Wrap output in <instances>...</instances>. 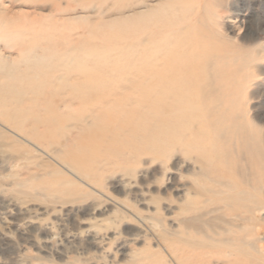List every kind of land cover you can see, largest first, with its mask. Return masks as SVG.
<instances>
[{
	"label": "rangeland",
	"instance_id": "obj_1",
	"mask_svg": "<svg viewBox=\"0 0 264 264\" xmlns=\"http://www.w3.org/2000/svg\"><path fill=\"white\" fill-rule=\"evenodd\" d=\"M0 264H264V0H0Z\"/></svg>",
	"mask_w": 264,
	"mask_h": 264
},
{
	"label": "bare ground",
	"instance_id": "obj_2",
	"mask_svg": "<svg viewBox=\"0 0 264 264\" xmlns=\"http://www.w3.org/2000/svg\"><path fill=\"white\" fill-rule=\"evenodd\" d=\"M182 57H184V56H182ZM166 72H167V70H166ZM164 81L159 79L158 80V85L162 86ZM148 86H150L149 88L153 89V85H148ZM184 87H186V83L183 80H180V79H177V78L171 79V80L168 79L167 88L164 89L163 92H159V91H157L158 90L157 89V90H155L157 96H155L154 98H153V96H151L152 93H155V92H152L150 94V96L149 95L147 96V98L149 99L148 103H150V105H149L150 109L152 111H154V113L156 115L159 114L160 112H162V110L165 109V108L166 109L167 108L170 109V111L168 109L166 110V113L168 114V119L170 121H168V123H167V121H165V120H159V123L163 124L164 126H167V125L168 126H172L173 129H176L174 131L175 134L173 136V141H174L175 145L183 143V135L182 134H183L184 130L185 129L186 130L189 129L190 125H188V124L191 123V118L195 120L196 117H197V114H198L196 105H194L193 103H191L190 101L187 100L188 94L186 92H184ZM84 96H85V94H84ZM143 128H145V127H143ZM138 134H139V132H138ZM159 137H160V135H158V134L154 135V139H158ZM168 140L169 139L166 138V140H164V141L162 140L161 142L155 141V144L153 145L152 150H158L159 152H162L168 146ZM160 143H164L163 144L164 146H159ZM212 162L213 161L211 159V160H205V161H203L200 164H204L205 166H208L210 164L212 165ZM216 183L218 185H220V188H222V189L223 188H227L231 192L234 191L235 192V196H238V197L242 196L243 197L245 195H248L247 191H239V187L236 185V182L233 181L230 177H228L227 179H226L225 176L224 177H220L216 181Z\"/></svg>",
	"mask_w": 264,
	"mask_h": 264
}]
</instances>
